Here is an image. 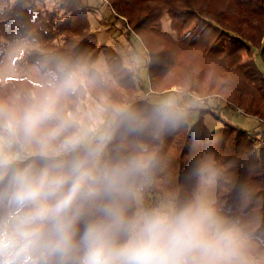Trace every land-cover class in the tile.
<instances>
[{
    "label": "clouds",
    "instance_id": "9594fccd",
    "mask_svg": "<svg viewBox=\"0 0 264 264\" xmlns=\"http://www.w3.org/2000/svg\"><path fill=\"white\" fill-rule=\"evenodd\" d=\"M32 74L0 96V264H264L257 226L212 195L211 158L193 161L190 195L145 202L162 164L150 140L185 118L176 97L113 102L109 69L82 57Z\"/></svg>",
    "mask_w": 264,
    "mask_h": 264
},
{
    "label": "trees",
    "instance_id": "16d2710c",
    "mask_svg": "<svg viewBox=\"0 0 264 264\" xmlns=\"http://www.w3.org/2000/svg\"><path fill=\"white\" fill-rule=\"evenodd\" d=\"M35 1L0 0V37L7 41H37L38 48L30 49L24 56L25 62L30 64L36 65L49 55L82 57L94 62L102 45L90 29L85 3L63 0L67 15L60 18L47 10L35 11ZM108 2L118 15L126 18L129 26L126 30L140 35L147 45L146 65L151 84L163 88L179 85L184 91H194L201 97L214 92L232 94L247 113L264 116V70L253 58L255 50L264 66V0ZM164 14L169 18L173 33L161 28ZM118 15L116 18L124 22ZM58 36H61L60 41H57ZM243 51L249 58L237 61L236 56ZM104 52L114 82L110 80L107 88L111 101L122 102L125 94L143 89L137 74L128 71L129 74L122 75L126 68L118 53L107 48ZM166 92V97L173 94L172 90ZM160 99L163 97L154 101ZM216 106L217 110L211 107L209 111L220 121V128L205 127L202 116L206 110L197 108L193 122L184 118L175 130L150 140L160 158L161 150L171 145L175 136L180 151L171 165L178 163L176 177L165 172L166 164L161 159L154 183L144 193L145 202H156L149 200V191L157 193L159 199L168 195L183 199L190 195L195 186V180L188 175L193 161L212 154L215 164L222 166L215 187V199L221 210L252 221L257 226V234L264 236V144L256 145L249 130L219 114L227 106L225 101Z\"/></svg>",
    "mask_w": 264,
    "mask_h": 264
},
{
    "label": "rangeland",
    "instance_id": "374dc122",
    "mask_svg": "<svg viewBox=\"0 0 264 264\" xmlns=\"http://www.w3.org/2000/svg\"><path fill=\"white\" fill-rule=\"evenodd\" d=\"M87 7V17L90 22V29L92 33L97 37L102 47L97 52V58L94 62L102 63L106 66V55L104 48L112 49L122 58L124 67L122 75L131 73L137 74L143 89L139 88L132 93L125 94L122 98V102H129L133 104L146 103L149 104L154 101L155 98H166L164 93L172 90L174 96L181 102L182 108L185 111V120L187 122H193L196 117L197 108H204L203 124L209 130H216L220 128L221 123L219 120L213 118L209 108H216V103L225 101L227 106L223 109V113L232 123L239 125L249 130L254 136V143L256 145L264 144V116L257 117L250 115L245 111V107L234 100L232 94L217 93L206 95L201 97L194 91L186 92L179 85H170L168 88L162 86H156L149 82L147 73V62L149 60L147 45L140 35L137 33L126 30L128 22L125 17L117 14V12L111 7L108 0H82ZM35 11L44 12L45 10L54 12L58 17L63 18L67 13L63 6V0H37ZM122 17L116 18V16ZM161 28L163 30L172 32L169 26V18L166 14L161 19ZM61 40V36L57 37V41ZM38 48L37 41H30L26 39H16L7 41L4 37H0V50L2 51V57L0 59V96H8L13 91L19 88L37 87L39 81L33 77L32 69L35 66L25 62L24 56L32 49ZM249 55L243 51L236 56L237 61L248 59ZM253 58L258 63L259 67L264 70L260 62L257 51L254 50ZM107 67V66H106ZM110 74L111 81L113 82L112 74ZM10 79H16V81L9 82ZM204 83V81H202ZM201 82V85L203 83ZM114 83V82H113ZM122 92L121 88H118ZM162 92V93H161ZM164 94V95H162ZM170 94L171 97H174ZM177 94V95H176ZM228 98V99H226ZM89 99H92L90 96ZM151 101V102H150ZM222 104V103H220ZM240 110V111H239ZM161 153V159L165 162V172L171 173L172 177H176L178 163L171 166L174 163L175 157L180 151L178 137L175 136L173 142L168 147H164ZM211 158L214 161L212 154H204L201 159ZM215 164V162H214ZM219 169L220 175L222 173V166L215 164ZM149 200L159 201V196L153 191H149ZM212 195L215 198V189Z\"/></svg>",
    "mask_w": 264,
    "mask_h": 264
},
{
    "label": "built area",
    "instance_id": "2783aa9c",
    "mask_svg": "<svg viewBox=\"0 0 264 264\" xmlns=\"http://www.w3.org/2000/svg\"><path fill=\"white\" fill-rule=\"evenodd\" d=\"M240 111V110H239Z\"/></svg>",
    "mask_w": 264,
    "mask_h": 264
}]
</instances>
